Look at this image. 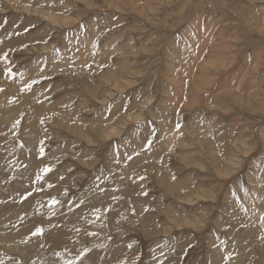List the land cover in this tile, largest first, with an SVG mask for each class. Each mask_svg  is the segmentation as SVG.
Segmentation results:
<instances>
[{"label":"rangeland","instance_id":"obj_1","mask_svg":"<svg viewBox=\"0 0 264 264\" xmlns=\"http://www.w3.org/2000/svg\"><path fill=\"white\" fill-rule=\"evenodd\" d=\"M0 264H264V0H0Z\"/></svg>","mask_w":264,"mask_h":264},{"label":"snow or ice","instance_id":"obj_2","mask_svg":"<svg viewBox=\"0 0 264 264\" xmlns=\"http://www.w3.org/2000/svg\"><path fill=\"white\" fill-rule=\"evenodd\" d=\"M150 143H151V141H149V144ZM41 151L43 152V149H41ZM44 171L47 173V172L51 171V169L50 168H45ZM30 195H31V193H28V196H30ZM25 199H27V196H25ZM52 203L53 204H57L59 202L56 201V200H53ZM43 233H44V229L43 228H37L36 231L33 233V235H43Z\"/></svg>","mask_w":264,"mask_h":264}]
</instances>
